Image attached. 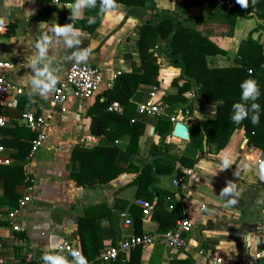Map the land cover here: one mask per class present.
Instances as JSON below:
<instances>
[{
	"label": "crops",
	"instance_id": "0c3cea01",
	"mask_svg": "<svg viewBox=\"0 0 264 264\" xmlns=\"http://www.w3.org/2000/svg\"><path fill=\"white\" fill-rule=\"evenodd\" d=\"M56 1L43 5L40 0H0V20L13 27L12 34H0V62L12 64L11 69L2 73L24 90L16 98L15 108L0 109V115L8 119L1 133L5 150L0 159V226L7 236L2 252L4 264H44L41 257L49 250V245H59L65 241L79 248V220L87 210L103 203L106 210L100 212L104 216L100 218L99 229L94 232L102 243L100 253L107 246L120 245L131 234L141 236L144 233L169 230L179 216H188L196 226L185 237L183 248L174 249L163 244L139 246L128 254L127 264H208L210 261L241 264L247 255L264 252V179H261L259 172L260 151L247 146L242 130H235L223 149H212L205 157L199 158L197 149L189 140L172 136L173 126L169 123L170 130L163 138L169 152L194 160L195 164L186 167L177 163L171 174L157 177L156 188L169 196H162L163 201L157 206L160 194L154 191L149 203H154L155 207L148 217L143 216L142 209L136 204L137 200L147 201V196L144 194L138 198L136 187L132 185L139 173L124 172L108 184H100L93 171L95 167L108 170L114 161L115 168L126 169L132 166L139 169L149 161L151 147L161 142L156 129L158 120L150 117L136 118V112L133 118L143 125L144 131L137 146L132 147L136 151L134 153L127 150L128 136L120 135L113 140L105 134L94 135L90 131L94 116L92 108L106 100V83L116 72L128 73L138 65V29L141 23L152 18V12L144 9V18L138 20L129 15L131 8L121 5L119 9L105 12L99 26L91 34L74 26L79 30L81 42L69 47L62 39L56 38L50 29L59 24L62 13L68 12L62 19L61 25H64L83 22L90 17L87 13L90 9H84L72 21L66 5L75 1ZM183 3H187L190 14L199 19V22L197 20L185 24L195 26L203 36L226 53L224 56L206 57L207 67L211 69L234 66L239 60L238 50L248 35L258 25L264 28V21L257 20L251 12L245 11L243 16L237 17L233 28H230L228 24L219 22L212 10L203 5L202 0H154L157 15L170 16L180 21L187 20L186 14L180 13ZM225 3L231 5L230 0ZM43 8L49 10L46 20L41 19ZM44 33L51 37L45 62H51L50 71L58 77V83L65 78L68 67L77 63L73 52L83 51L89 44L93 51L87 61L82 63L98 67L103 75V84L94 97L87 100L70 98L65 104V112H61L52 103L54 90L45 98L31 86L35 72L28 67V60L37 53L35 45ZM258 36L259 32H254L251 37L255 40ZM160 44L163 45V42L160 41ZM157 64L158 85L140 86L130 100L134 108L149 101L148 95L153 88L157 90L156 102L176 94L177 88L172 82L179 78L180 69L171 66L163 55H159ZM43 66L44 63L38 65L40 68ZM12 96L9 93L8 100ZM195 100L192 118L186 117L185 126L188 130L195 120L215 118L217 103ZM23 112L43 115L49 121L43 146L29 162L25 158L30 152L35 134L19 121ZM108 113L120 115L100 111L95 113L96 119H99L102 128H106V132L114 135L121 126ZM76 148L104 151L89 157L79 151L76 157H72ZM113 149L118 150L115 155L111 152ZM226 156L233 163L228 169L220 170ZM81 159H87L88 171L83 175ZM179 177L184 178L183 183L180 187L173 186V181ZM27 179L33 181L31 202L18 213L16 224L19 231L12 232L6 212L14 209L17 200L26 193V186L30 185ZM228 181L236 183L238 195L220 196ZM230 199L236 203L229 204ZM124 214H129V218H124ZM126 220H129L130 227L125 226ZM89 232L91 234L92 229ZM60 254L72 259L70 254ZM98 255L95 260L88 261L89 264H102Z\"/></svg>",
	"mask_w": 264,
	"mask_h": 264
},
{
	"label": "trees",
	"instance_id": "16d2710c",
	"mask_svg": "<svg viewBox=\"0 0 264 264\" xmlns=\"http://www.w3.org/2000/svg\"><path fill=\"white\" fill-rule=\"evenodd\" d=\"M40 1L43 5L52 2V0ZM58 1L70 3L75 0ZM225 2L226 0H202L203 5L212 10L216 19L219 22L228 24L230 28H233L237 17L243 16L245 11L253 13L257 20L264 21V0H248L250 6L247 8H242L236 3V0H230L233 5H226ZM117 4L128 8L151 11L152 18L141 23L138 29V65L133 67L131 72L122 73L118 76L113 89L104 92L106 100L93 106L94 116L90 127L91 133L94 135L105 134L113 140L120 135H126L129 138L127 150L133 153L136 152L132 147L137 146L144 127L141 123L130 122L136 112V108L131 105L130 100L140 86L158 85L159 67L157 62L159 55H163L169 60L171 66L180 69V76L172 82V85L177 88L176 94L164 97L161 103L168 104L173 110L180 109L189 118H192L195 109V99L217 103L215 118L195 120L194 124L189 127V143L197 149L199 158L205 157V154L212 149L217 151L223 149L232 133L239 129L244 132L247 146L258 149L260 151V161L264 162V28L258 25L248 35L247 40L243 42L242 47L238 50L239 60L234 66L211 69L207 67L206 57L224 56L226 53L203 36L195 26L185 24L187 22L194 23L197 20L199 22V19L190 14L187 3H183L180 10L181 14H186L187 20L183 19L181 21L170 16L157 15L154 0H117ZM87 13L89 16L96 17V23L89 25L88 18L83 22L72 23L79 29L88 31V34H91L99 26L104 14H98L99 0H97V7L90 9ZM41 14V19L46 20L49 10L43 8ZM67 14L68 12L61 14L60 25ZM11 31H13V27L7 26L5 35L12 34ZM254 32H259V36L255 40L251 37ZM160 41L163 42V45L160 44ZM249 71H251L252 77L258 80L261 88V96L257 101L261 105L260 122L255 126L251 123L250 118L245 119L240 124H235L231 120L232 105L240 102V84L249 78ZM179 81L182 82L181 85L178 84ZM113 102L120 103L123 106V112L120 115L108 113V116L113 115L112 117L121 126V129H124L123 131L120 129L114 135L108 133V131L106 132L105 127L102 128L95 114L96 112L107 111L106 108ZM156 129L161 136V142L159 145L151 147L149 161L139 169L132 168V166L126 169L115 168L114 161L109 165L108 170L104 167H95L93 171L100 184H108L124 172L139 173L132 183L136 187L137 197L140 198L145 194L147 196V199H145L150 202L153 192H158L160 198L157 199V206H159L163 201L162 196H169V194L160 192L156 188L158 184L157 177L171 174L177 163L186 167H193L195 161L188 160L189 158L185 156L178 157L169 152L168 146L163 142L164 136L170 130L167 120L159 119ZM79 151L89 157L95 156V154L104 150L76 148L72 157H76ZM111 152L115 155L118 150L113 149ZM80 161L82 165L81 175H83L88 171L86 169L87 159H81ZM104 210H106V205L104 203L100 204L87 210L78 222L77 239L79 248L88 261L95 260L102 248L98 234L96 237L94 232L99 229L100 218L104 216L100 212H104ZM179 218L180 216L177 219ZM90 229H92L91 234ZM165 231L167 229L161 232Z\"/></svg>",
	"mask_w": 264,
	"mask_h": 264
},
{
	"label": "built area",
	"instance_id": "2783aa9c",
	"mask_svg": "<svg viewBox=\"0 0 264 264\" xmlns=\"http://www.w3.org/2000/svg\"><path fill=\"white\" fill-rule=\"evenodd\" d=\"M55 2H57L55 0ZM233 5V3H231ZM7 30V25L3 23L0 25V34H5ZM12 68L10 62H0V109L9 107L15 108L17 101L16 98L24 93L21 86L15 85L10 82L3 71ZM250 73V71H249ZM122 74L121 71L116 72L112 78L106 83L107 90H111L114 87L115 81L118 76ZM103 84V75L101 70L93 65L87 63H72L67 70L65 78L60 81L52 94V103L61 109V112H65L66 102L72 98L74 100H87L94 97L100 90ZM156 88H153L149 93V101L143 104H139L136 107V118L150 117L156 120L165 119L173 127L177 123L186 125L185 113L180 109L173 110L168 104L156 102ZM11 93L12 99L8 100V94ZM106 110L108 112H114L122 114L123 107L117 102L111 103ZM136 118H133L130 122H136ZM19 121L32 133L35 134L34 139L31 142L30 152L25 158L26 162H29L37 153V151L42 148L43 143L47 136V131L49 128V121L47 117L43 115H36L33 112H23L20 114ZM8 119L0 115V159L4 153V146L1 142L2 129L7 125ZM184 178L179 177L173 181V186L180 187L183 183ZM27 183L30 185L26 186V193L23 194L16 203L14 209L8 210L6 212V218L8 220L9 229L12 232L19 231V226L16 224V218L20 210L24 209L26 205L31 202V193L33 192V181L27 179ZM136 204L142 209V214L148 217L154 210L155 204L149 203L145 200H137ZM0 205V209H1ZM204 207L202 206L201 210ZM129 214H124V218H129ZM125 226L130 227L129 220H126ZM196 226L193 224L191 219L183 215L176 220L174 226L165 232H155V233H144L141 236H136L131 234L127 237L120 245L107 246L98 255V260L102 264H127V256L135 248L139 246H150L155 244H163L167 247L174 249H181L185 246V237L190 234ZM7 236L4 234V229L0 226V264H4L2 257V252L4 249V240ZM15 244V241L13 240ZM73 250H80L73 246L69 241H65L59 244L57 251L60 253L70 254ZM202 254V251L199 252ZM264 263V252L257 251L250 255H247L241 260V264H263ZM208 264H218L216 261H210Z\"/></svg>",
	"mask_w": 264,
	"mask_h": 264
},
{
	"label": "clouds",
	"instance_id": "9594fccd",
	"mask_svg": "<svg viewBox=\"0 0 264 264\" xmlns=\"http://www.w3.org/2000/svg\"><path fill=\"white\" fill-rule=\"evenodd\" d=\"M242 8L248 7V0H236ZM70 10V19L73 21L76 17H79L84 9H94L97 7V0H75L73 4L66 5ZM121 5L117 4V0H99V13L103 14L108 11L119 9ZM96 23V17H88V24L92 25ZM3 21L0 20V25ZM50 31L55 35L56 38L62 39L64 44L71 47L73 44H79V30L74 27L73 23H66L64 25H56ZM51 43V37L44 33L39 38L35 47L37 53L28 60V67H31L35 72V76L31 78V86L39 90L40 94L45 98L55 89L58 83V77L54 76L50 71V61L45 62L48 56V48ZM93 51V47L89 44L88 48L83 51L73 52L75 61L77 63L86 62L88 55ZM40 63H44L43 68L38 67ZM241 96L240 102H236L232 105L231 120L235 124L242 123L245 119L251 120V123L255 126L260 122L261 105L257 103L261 96V88L257 79L252 77L250 71L249 78L245 79L240 84ZM233 161L229 157H225L220 165V170L228 169L232 165ZM248 167L247 164L244 165ZM260 177L264 179V162L260 163L259 167ZM238 175L237 172L234 173ZM236 183L228 181L227 186L224 187L220 196L228 197L232 195H238L236 191ZM229 204H235L234 199L228 201ZM259 243V239H257ZM59 245H49V250L45 251L41 259L44 264H89L87 258L82 254L80 250H73L70 252L72 257L71 260L67 256L60 254L56 249Z\"/></svg>",
	"mask_w": 264,
	"mask_h": 264
},
{
	"label": "water",
	"instance_id": "95a60500",
	"mask_svg": "<svg viewBox=\"0 0 264 264\" xmlns=\"http://www.w3.org/2000/svg\"><path fill=\"white\" fill-rule=\"evenodd\" d=\"M129 15L131 17L137 18L138 20H142L145 16V12L143 9L131 8L129 11ZM172 136L183 140H189V130L185 125L177 123L173 127Z\"/></svg>",
	"mask_w": 264,
	"mask_h": 264
}]
</instances>
